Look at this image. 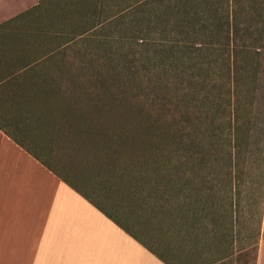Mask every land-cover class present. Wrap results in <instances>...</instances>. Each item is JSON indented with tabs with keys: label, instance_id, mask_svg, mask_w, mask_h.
Listing matches in <instances>:
<instances>
[{
	"label": "crops",
	"instance_id": "0c3cea01",
	"mask_svg": "<svg viewBox=\"0 0 264 264\" xmlns=\"http://www.w3.org/2000/svg\"><path fill=\"white\" fill-rule=\"evenodd\" d=\"M38 4L0 0V264H238L246 248L264 264V217L243 249L240 201L227 219L220 195L45 103V39L6 23Z\"/></svg>",
	"mask_w": 264,
	"mask_h": 264
},
{
	"label": "trees",
	"instance_id": "16d2710c",
	"mask_svg": "<svg viewBox=\"0 0 264 264\" xmlns=\"http://www.w3.org/2000/svg\"><path fill=\"white\" fill-rule=\"evenodd\" d=\"M258 2L65 0L62 29L46 31V34L54 38L63 37L65 41L75 38L94 40L103 52L110 50V53L120 55L124 50H130L134 55L139 54L140 59L152 62L147 69L149 74H155L162 66H167L179 76L187 71L184 97L188 105V130L183 129L182 122L177 124L172 148L169 149L174 157L166 158L169 159L168 163L152 165L141 162L147 164L146 167L171 169L170 178L180 188L193 184L199 192L207 190L211 198L215 195L217 199V195H220V201L225 200L227 219L234 211V200L236 208L239 206L236 182L233 176L228 189H221L217 172L206 171V149L202 144L206 133L205 119L207 108L214 114L211 117L213 123L220 117L217 127H222L221 132L230 146L227 168L228 176L231 177L236 170V150L241 153L242 143L252 136L249 129L251 116L258 114L260 117V107L256 108L254 100H258V94L264 95V86L259 84L261 78L264 81V46L257 41L263 32L257 23ZM29 10L6 23H16L15 20L22 19ZM75 17L79 20L75 21ZM30 33L11 32L17 38H29ZM111 43L115 50L110 49ZM53 52L54 49L48 50L45 59L52 56ZM55 82V78H51L50 84L45 85V103H53L59 96L69 100L60 89V82L57 81L56 87L52 86ZM259 103L264 106V101ZM69 105L66 104L67 112L71 111ZM63 113L67 115L66 111ZM137 125L131 123V132L135 127L138 129ZM260 126L258 141L264 145V121ZM146 127L154 128L152 124ZM129 131L128 135H137ZM128 135L126 144L136 143L130 141ZM146 135L152 141L142 144L148 148L160 147L161 143L156 145L154 142V130ZM232 148H235V152ZM261 149L264 150V146ZM143 153L145 158L149 157ZM151 154V158L164 155L159 152Z\"/></svg>",
	"mask_w": 264,
	"mask_h": 264
},
{
	"label": "rangeland",
	"instance_id": "374dc122",
	"mask_svg": "<svg viewBox=\"0 0 264 264\" xmlns=\"http://www.w3.org/2000/svg\"><path fill=\"white\" fill-rule=\"evenodd\" d=\"M258 1L257 23L263 32L261 39L257 41L264 46V0ZM65 5V0H39V4L30 9L22 19L15 20L18 24L35 28V32L30 31V38L45 39V53L54 49L52 56L45 59V85L50 84L51 78H55L56 82L52 86L56 87L57 81L60 82V89L69 100L59 96L53 105L63 108L67 113L66 117L70 115L71 119L90 120L97 136L114 135L121 138V143L115 144V150H122L125 158L131 157L137 162L152 165L168 163L169 159L166 158L174 157L169 149L172 148L177 124L182 122L183 129L188 130V105L184 97L187 71L179 76L167 66H162L155 74H149L147 69L152 62L140 59L139 54L134 55L130 50H124L120 55L110 53V50L103 52L102 47L91 39L75 38L65 41L63 37L54 38L46 34L50 29H62V9ZM78 20L75 17V21ZM111 45L110 49L115 50L114 44ZM259 84L264 86L262 78ZM263 96L260 93L257 95L258 100H254L256 108L260 107V117L258 114L251 116L249 129L252 136L242 143L241 153L236 150V170L231 177L228 176L227 168V151L230 146L221 132L222 127H217L220 117L213 123L211 117L214 114L207 108L205 119L206 133L202 142L206 149L205 168L209 173L217 172L221 189L227 190L234 176L241 208L243 249L249 246V241L252 240L249 236L255 234L259 220L264 217V150L261 149L264 145L262 141H258L259 126L264 121V106L259 103L264 101ZM67 103L72 111L67 112ZM131 123L138 124V129L135 127L131 132ZM148 124H152L154 128L146 127ZM128 129L130 133L137 135H128ZM151 130H154L156 145L161 143L158 148H148L142 144L152 141L146 135ZM126 135L137 144H126ZM232 150L235 152V148ZM143 152L149 157L145 158ZM156 152L164 155L161 158H151L150 154ZM253 258L254 250L246 248L237 256V263L253 264Z\"/></svg>",
	"mask_w": 264,
	"mask_h": 264
}]
</instances>
